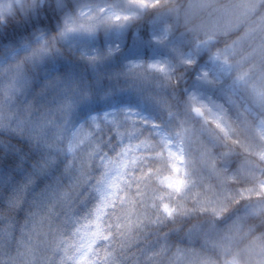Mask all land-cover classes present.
I'll use <instances>...</instances> for the list:
<instances>
[{"label": "clouds", "instance_id": "obj_1", "mask_svg": "<svg viewBox=\"0 0 264 264\" xmlns=\"http://www.w3.org/2000/svg\"><path fill=\"white\" fill-rule=\"evenodd\" d=\"M0 264H264V0H0Z\"/></svg>", "mask_w": 264, "mask_h": 264}]
</instances>
